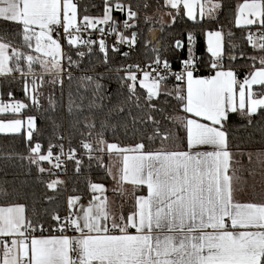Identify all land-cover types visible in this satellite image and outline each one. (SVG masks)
Instances as JSON below:
<instances>
[{"label": "snow or ice", "instance_id": "snow-or-ice-1", "mask_svg": "<svg viewBox=\"0 0 264 264\" xmlns=\"http://www.w3.org/2000/svg\"><path fill=\"white\" fill-rule=\"evenodd\" d=\"M224 9V0H0L11 29L0 33V78L10 81L0 117L11 114L0 133L23 137L25 175L57 205H0V264H264V190L237 199V157L264 170V150L233 152L230 127L236 117L264 137V0L235 5L241 35L236 43L227 32V62L223 25L205 33L206 58L191 30L177 32L180 20L215 25ZM155 24L171 34L167 46ZM17 78L22 100L11 90ZM120 128L129 146L109 141ZM105 155L122 160L120 183L146 194L116 212L105 186L89 181L60 205L68 165L78 175L85 164L104 167Z\"/></svg>", "mask_w": 264, "mask_h": 264}, {"label": "trees", "instance_id": "trees-1", "mask_svg": "<svg viewBox=\"0 0 264 264\" xmlns=\"http://www.w3.org/2000/svg\"><path fill=\"white\" fill-rule=\"evenodd\" d=\"M85 0H81V3H84ZM97 4H100L101 0H95ZM158 2V0H157ZM239 2H242V0H224L225 3V9L223 14L220 16L219 23L215 25H209L207 23H203L201 25L193 26L192 22L185 23L184 20L178 21L179 27L177 28V32L184 31V30H191L195 34V54L197 56L205 57L207 56L206 53V35L205 33L212 29H218L221 25H223L224 32H225V45H226V62H227V51H228V45L231 43L229 41V38L227 36V32L229 30L233 31L235 33V42L239 43V37L241 35L240 31L236 29L232 23L231 20L233 18V10L235 8V5ZM94 12V10H93ZM153 13H156L157 15H160V13H157L156 7L153 8ZM186 19V18H185ZM148 27H155L157 29L156 39L160 40L167 46V41L170 38V33L167 29H165L164 32H160L159 29L161 27L160 24L155 25H149ZM11 31V29L4 25L3 23H0V33ZM142 31V37L141 39H146L148 37L147 29L142 25L141 27ZM186 55V50H185ZM134 60L141 59L140 56H134ZM92 62H96V58H92ZM87 63V62H86ZM95 69V71L98 72H104V69L98 65ZM173 66L176 67V64L174 63ZM239 67V65H238ZM76 75H80V73H76ZM107 75V73H105ZM242 78V77H241ZM9 85L10 81L4 80L0 78V93H3V95H0V99L7 101V92L9 91ZM69 86H65V95L63 98V105L64 108L60 109L59 111L66 112V106H67V88ZM73 90H75V82L73 85H71ZM111 87H115V84L113 83ZM11 90L14 93V96L17 100H22L23 92L21 91L19 78H17L16 82L11 85ZM56 98L59 101L60 100V93L57 90ZM77 102L78 99H77ZM86 103V101H85ZM0 118H11V114H8L7 117H0ZM259 119V118H258ZM237 118L233 117L232 124L230 125L232 130L231 135V143H232V151L238 152V151H258V150H264V137L261 136L259 132V124H257L256 127L253 128H240L239 124L236 122ZM114 124H117L119 122L118 117H114L113 121ZM42 126L46 123L43 115H41V119L38 121ZM239 129V130H237ZM109 141L110 142H116L120 143L123 146H129L132 143L131 137L125 136L123 134V129L120 128L115 136H113L111 133H109ZM239 144L240 147L237 148L236 145ZM150 147H158V145H152ZM11 153L13 156V159H6L5 157L8 156V154ZM27 149H26V143L23 137L19 134H3L0 133V189H6L9 193V197H4L2 194H0V205L8 202L15 201L16 199H20L22 202H26L29 207L33 203H37L38 207H56V204L53 205H46L44 203L45 197L47 195H51L52 193L50 191H46L44 186L39 184L38 179L35 175L33 176H26L25 173L27 172V162L21 161L17 158V155H26ZM104 167H97L95 162H93V165L91 168L85 164V167L82 169V171L77 175L74 172L73 165L70 163L68 165V171L66 175H61L62 180L67 181V187H62L59 192H57L55 195L58 197V202L60 205H63L66 201V198L70 194H85L88 182L91 181L93 183H100L107 185L111 177L108 174V165H107V156H104L103 160ZM73 189L76 190L75 193H73ZM89 196H85V200H87ZM127 212V211H126Z\"/></svg>", "mask_w": 264, "mask_h": 264}, {"label": "crops", "instance_id": "crops-1", "mask_svg": "<svg viewBox=\"0 0 264 264\" xmlns=\"http://www.w3.org/2000/svg\"><path fill=\"white\" fill-rule=\"evenodd\" d=\"M167 21L168 20H166V22ZM237 159L241 160V164H242V167L238 172V175L242 177V180L239 185L240 191L237 193V199L240 200L241 202H248L253 199L259 200L257 193L264 190V170H261V168L255 165L254 163L249 164L246 157L244 158L237 157ZM121 164H122V160H121ZM122 166L123 165H121V169ZM250 172L252 173L251 175H249ZM123 184L125 185V183ZM126 185L128 190H125L124 194L126 195V197H128L127 195H130V198L127 200L129 201V204L127 206L123 205V210L125 212L132 208V205L134 203V195L146 194V188L143 189V191L141 192V190L139 189H134L130 184L126 183ZM86 202L87 201H85V203Z\"/></svg>", "mask_w": 264, "mask_h": 264}, {"label": "rangeland", "instance_id": "rangeland-1", "mask_svg": "<svg viewBox=\"0 0 264 264\" xmlns=\"http://www.w3.org/2000/svg\"><path fill=\"white\" fill-rule=\"evenodd\" d=\"M164 20L165 21L169 20V18L165 15ZM248 152L254 153L255 151H248ZM107 165H108V169H111L112 175H110L111 177L110 182L107 185L103 184L106 189L105 195L108 197L110 209L119 212L121 206L123 207V205L127 206L129 204V201L127 200L130 198V195H127L128 197H126V195L124 194V191L128 190V188L126 187L127 186L126 183L124 185L123 183L119 182L120 170L122 165L121 159L117 157H113L109 159L107 157ZM113 175L116 176L115 180L113 179ZM59 179L62 180V177L60 176Z\"/></svg>", "mask_w": 264, "mask_h": 264}, {"label": "built area", "instance_id": "built-area-1", "mask_svg": "<svg viewBox=\"0 0 264 264\" xmlns=\"http://www.w3.org/2000/svg\"><path fill=\"white\" fill-rule=\"evenodd\" d=\"M126 50V49H125ZM174 70H178L175 66H173Z\"/></svg>", "mask_w": 264, "mask_h": 264}]
</instances>
